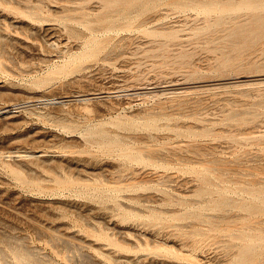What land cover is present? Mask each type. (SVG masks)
I'll use <instances>...</instances> for the list:
<instances>
[{
  "label": "rangeland",
  "instance_id": "obj_1",
  "mask_svg": "<svg viewBox=\"0 0 264 264\" xmlns=\"http://www.w3.org/2000/svg\"><path fill=\"white\" fill-rule=\"evenodd\" d=\"M117 1L0 0V264H237L264 249V0Z\"/></svg>",
  "mask_w": 264,
  "mask_h": 264
},
{
  "label": "bare ground",
  "instance_id": "obj_2",
  "mask_svg": "<svg viewBox=\"0 0 264 264\" xmlns=\"http://www.w3.org/2000/svg\"><path fill=\"white\" fill-rule=\"evenodd\" d=\"M109 1V0H108ZM117 1V0H116ZM122 1V0H121ZM120 1V2H121ZM223 1V0H222ZM229 2H235L236 0H228ZM245 1V0H244ZM247 1V0H246ZM255 1V0H254ZM117 2H119V1H117ZM173 3L174 5L176 4V5H181L182 7H189V6H194V5H200V4H204V5H210V6H214V5H217V4H219V0H148L147 2L145 1H143V0H135L134 2H130V3H128V4H126V5H124V7H123V9H122V15L124 16V17H127V15L130 13V11H131V9L133 8V7H137V8H141V10L143 11H147L148 9H151V8H153V7H157L158 5H161V4H164V3ZM251 2V1H250ZM108 3V2H107ZM110 3V2H109ZM112 3V2H111ZM122 4L123 3H125V1L124 2H121ZM243 3V2H242ZM245 3V2H244ZM259 3H260V0H259ZM121 4V5H122ZM241 4V3H240ZM252 4V3H251ZM253 4H254V2H253ZM237 5V4H236ZM239 5V4H238ZM246 5H250V4H246ZM116 6H118V4L116 5ZM115 6V7H116ZM173 6V5H172ZM227 5H225V7H226ZM233 6V5H232ZM232 6H230V7H232ZM240 6V5H239ZM259 6H260V4H259ZM263 6H264V4H263ZM110 7V6H109ZM119 7H121V6H119ZM175 7V6H174ZM218 7H220L221 8V6H218ZM218 7H216V10H218L217 8ZM249 7V6H248ZM254 7V6H253ZM257 6H255V8H256ZM113 8V7H112ZM192 8H194V7H192ZM234 9H235V7H233ZM232 8V9H233ZM241 8V10H242V7H240ZM244 8V10H245V7H243ZM70 9V8H69ZM116 9V8H115ZM186 9H188V8H186ZM197 9V8H196ZM231 9V10H232ZM237 9V8H236ZM262 9H264V7H262ZM262 9H260V10H262ZM111 10V9H110ZM181 10V9H180ZM197 10H199V9H197ZM257 11V13H258V11H260V10H257V9H254V11ZM219 11V10H218ZM222 11H224V9L222 10ZM234 11V10H233ZM250 11V10H249ZM255 11V12H256ZM135 12V11H134ZM133 12V13H134ZM264 12V11H263ZM262 12V13H263ZM110 13V12H109ZM120 14V13H119ZM252 14H253V12H252ZM259 14V13H258ZM110 15V14H109ZM111 17L113 16V15H110ZM122 16V17H123ZM221 16V15H220ZM218 17V16H217ZM224 18L226 17L225 15L223 16ZM104 18V17H103ZM105 18H107L106 16H105ZM114 18V17H113ZM135 18V17H134ZM264 18V17H263ZM122 19V18H121ZM131 19V18H130ZM130 19H128V20H130ZM217 19H219L218 21H221V19H220V17L219 18H217ZM217 19H215V21L217 20ZM96 20V19H95ZM112 20V19H111ZM96 22H99V20L98 21H96ZM132 22V21H131ZM217 22V21H216ZM263 22H264V19H263ZM101 24H102V19H101V22H100ZM106 23V22H105ZM108 23V22H107ZM106 23V24H107ZM99 24V23H98ZM105 24V25H106ZM133 24H134V22H133ZM139 24V23H138ZM102 25H104V24H102ZM104 25V26H105ZM108 25L109 26H113L114 25V22L113 21H110L109 23H108ZM108 27V26H107ZM104 33V32H103ZM122 33V32H121ZM100 35V34H99ZM0 38H2V37H0ZM10 40V39H9ZM93 40V39H92ZM12 41V40H11ZM95 41V40H94ZM91 42V41H90ZM96 42V41H95ZM92 44V43H91ZM94 45V44H93ZM4 50V49H3ZM2 53V52H1ZM95 55V54H94ZM253 80H255V79H253ZM256 81H258L257 79H256ZM260 81H262V79H260L259 80V82ZM237 82H239V81H237ZM262 83V82H261ZM264 83V82H263ZM217 84V83H216ZM219 84V83H218ZM224 84V83H223ZM258 84V83H257ZM260 84V83H259ZM152 91V90H151ZM145 93H147V92H145ZM142 94V93H141ZM25 106V105H24ZM1 110H3V109H1ZM5 110V109H4ZM3 116V115H2ZM240 135V134H239ZM131 136H133V135H131ZM137 136H139V135H137ZM141 136V135H140ZM142 136H144V135H142ZM101 140H103V139H101ZM135 140H136V138H135ZM146 140V139H145ZM123 141V140H122ZM140 141V140H139ZM141 142V141H140ZM126 144V143H125ZM124 144V145H125ZM124 145H122L121 147H123ZM120 146V145H119ZM130 146L131 145H128V147L130 148ZM126 147V146H125ZM125 147H123L124 149H126ZM112 148H114V146L112 147ZM117 148H118V146H117ZM132 148V147H131ZM140 148V147H139ZM138 148V149H139ZM100 149H102V148H100ZM128 149V148H127ZM133 149H135V148H133ZM143 149V148H142ZM102 150H104V149H102ZM106 150H109V149H106ZM113 150V149H112ZM131 149H129L128 151H130ZM144 150H146V151H149L150 149H144ZM114 151H119V150H114ZM113 151V152H114ZM126 151V150H125ZM134 151V150H133ZM132 151V152H133ZM120 152H124V150H122V151H120ZM105 153H107V152H105ZM108 153H111V152H108ZM126 153V152H125ZM127 153H129V152H127ZM139 153H141V152H135V155L137 156V157H139L140 158V154ZM115 154H116V152H115ZM121 154V153H120ZM142 154V153H141ZM150 154H152V153H150ZM7 155V154H6ZM142 156H143V154H142ZM148 156H150V155H148ZM153 156V155H152ZM177 156H179V155H177ZM179 157H181V156H179ZM155 158V157H154ZM140 166V165H139ZM167 178V177H166ZM146 179H148V178H146ZM145 180V179H144ZM139 181H143V180H139ZM209 181V180H208ZM250 181V180H249ZM69 182H73L72 180L71 181H69ZM242 182V181H241ZM122 183V182H121ZM124 183V182H123ZM254 183V182H253ZM259 183V182H258ZM125 184V183H124ZM114 185V184H113ZM118 187V186H117ZM123 187V186H122ZM102 188H104V187H102ZM162 188V187H161ZM99 189H101V188H99ZM243 189V188H242ZM251 190V189H250ZM245 191H247V190H245ZM263 192V191H262ZM253 193H255V192H253ZM259 193H257V195H258ZM257 195H255V196H257ZM147 196H150V195H147ZM137 197V196H136ZM148 198V197H147ZM259 198H262L261 200H263L264 201V196L262 195V197H259ZM255 200H256V198H254ZM254 200V201H255ZM230 202L228 201V200H223V201H221V203H218V205H227V204H229ZM126 206V205H125ZM239 206V205H238ZM241 206V205H240ZM242 207H244V208H246V209H250V210H253V211H258L259 210V212H260V207L257 205V204H250V203H243V205H242ZM261 207H264L263 205L261 206ZM234 210V209H233ZM183 212V211H182ZM258 212V213H259ZM255 213V212H254ZM261 213H263V212H261ZM255 214H257V213H255ZM188 215V214H187ZM191 215V214H190ZM189 215V216H190ZM188 216V217H189ZM262 216V215H261ZM164 217V216H163ZM256 224V223H255ZM258 224H259V222H258ZM202 225V224H201ZM257 225V224H256ZM258 226V225H257ZM260 226V228L262 227L261 225H259ZM254 227H255V225H254ZM258 229V228H257ZM258 231V230H257ZM261 231H263L262 229H261ZM48 232V231H47ZM53 233V232H52ZM246 233V232H245ZM258 233H260V232H258ZM243 234V233H242ZM247 235H249L248 233H246ZM51 236H54V235H51ZM242 236V235H241ZM249 236H251V234L249 235ZM260 236V235H259ZM243 237V236H242ZM247 238H248V236H246ZM245 237V238H246ZM255 237H257V236H255ZM254 237V238H255ZM261 237V236H260ZM244 238V239H245ZM249 239V238H248ZM247 239V240H248ZM251 239V238H250ZM256 239V238H255ZM262 239V241L264 240V237H262L261 238ZM65 240V239H64ZM260 240V239H259ZM67 241V240H66ZM246 241V240H245ZM250 241V240H249ZM254 241H256V240H254ZM248 242V241H247ZM259 242V241H258ZM257 242V243H258ZM252 241H250L249 242V246L250 247H248V245H247V243L245 244V245H247V249L245 250V249H242V250H245L244 252L242 251V255H241V257L239 256V262L237 263V264H247V260L249 259V257H250V254H249V252L250 251H252L256 246H253V247H251L252 246ZM262 243V242H261ZM251 244V245H250ZM254 244V243H253ZM256 244V243H255ZM264 243H262V245H263ZM256 245H258V244H256ZM260 245V244H259ZM160 246V245H159ZM161 247V246H160ZM164 246L162 245V248H163ZM242 247H244V245L242 246ZM261 247V246H260ZM259 247V248H260ZM165 248V247H164ZM163 248V249H164ZM172 248V247H171ZM160 249V248H159ZM168 249V248H167ZM165 250V249H164ZM256 250H260V249H258V247H256ZM28 251V250H27ZM160 251V250H159ZM161 251H163L162 249H161ZM166 251V250H165ZM174 251V250H173ZM260 251H264V249L262 250H260ZM254 252V251H253ZM257 252V251H256ZM169 253V252H168ZM252 253V252H251ZM260 253V252H259ZM259 253L257 254V253H252V254H257V255H259ZM30 254V253H29ZM170 254H171V252H170ZM249 254V255H248ZM251 254V256H253ZM261 254V253H260ZM173 255H176L175 254V252H174V254ZM257 255H255L254 256V258L257 256ZM263 254H261L260 256H262ZM18 256H20V254H18ZM22 257H21V261L22 262H26V260H27V256H23V255H21ZM191 257V256H190ZM238 258V257H237ZM139 259V258H138ZM151 259V258H150ZM250 259H253L252 257L250 258ZM260 259V258H259ZM125 261V260H124ZM225 261V260H224ZM252 262V261H251ZM132 264V263H131ZM196 264H198V263H196ZM253 264H256V263H253Z\"/></svg>",
  "mask_w": 264,
  "mask_h": 264
}]
</instances>
